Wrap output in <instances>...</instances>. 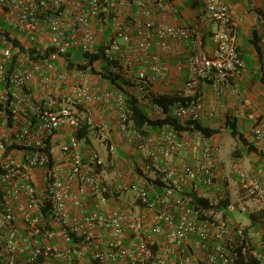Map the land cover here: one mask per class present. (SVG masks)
<instances>
[{
    "label": "built area",
    "instance_id": "1",
    "mask_svg": "<svg viewBox=\"0 0 264 264\" xmlns=\"http://www.w3.org/2000/svg\"><path fill=\"white\" fill-rule=\"evenodd\" d=\"M177 1L0 0V18L12 31L24 35L29 43H35L45 30L48 31L44 49H37L34 54L19 49L14 52L0 43V230L3 232L0 264H39L41 257L72 263L75 257L84 255L81 244L91 248L97 264H238L241 256L247 253L261 260L262 255L253 248L249 232L237 224L229 226L218 220L212 210L194 204L186 194L188 184L193 187L215 184L211 161L217 148L201 133L177 132L163 127L154 135H141L129 120L123 95L117 90L73 83L66 95L52 92L70 81L67 71L56 70L68 49L95 54L100 48L105 59L126 66L134 62L146 64L149 60V74L141 69L136 82L144 90L140 99L145 100L153 114L160 118L165 115L163 106L152 102L157 95L145 87L154 80L169 85L170 66L150 56L154 43L161 51H168L171 44L186 50L187 87H194L204 79H210L216 90L229 87L232 80L242 74L244 63L233 39L227 6L219 0H194L201 5L205 21L216 26L211 34L213 47L207 53L202 49L197 28L166 24L168 14L177 11ZM123 6L137 9L144 18L122 22L120 8ZM152 11L157 13L156 23L149 18ZM257 20L262 27L260 47L264 55V9L257 11ZM35 76L47 91L36 101L29 91ZM173 96L176 100L167 104L169 115L180 121L202 119L201 94L195 92L186 96L177 90ZM91 104L116 108L117 127L123 139L133 144L137 152H145L146 160L140 165L142 175L160 177V191L154 192L152 198L149 191H154V181L141 186L126 183L122 172L115 177L116 191L134 193L144 209L152 214V225H147L145 215L135 217L118 209L82 214L77 220L70 218L66 202L74 186L76 194L72 203L77 209L83 207L85 196L98 195L104 201L107 193L99 155L91 152L83 157L75 135L86 128L107 139L106 128L84 112ZM31 110L36 112L34 122L29 116ZM213 114L214 109L209 112L210 116ZM242 114L237 111V115ZM9 115L12 118L10 127ZM246 117L255 123L251 136L259 144L264 140V117L258 119L252 114ZM64 127L74 134L60 145L67 163L61 166L53 161L45 139ZM11 144L20 148L6 154ZM107 148L109 154H115V145L110 143ZM187 151H191L192 161L187 159ZM171 154L179 158L174 166L165 163V157ZM36 168L44 169L42 194L31 173ZM234 171L238 176V199L253 200L264 214V187L251 172L235 167ZM179 199L182 205H177ZM13 203L17 205V212L11 206ZM237 208L246 211L244 205L235 202H230L226 211ZM18 217L29 228V235L22 238L27 253L23 258L19 257L17 247L21 239L16 224ZM53 226L61 230V237L68 244L64 249L51 243L55 237ZM105 234L109 239L100 247L97 241ZM127 236H132L134 243L121 245L120 241ZM158 237H161L159 242ZM189 240L198 241L202 260L182 249ZM260 249L264 251V240Z\"/></svg>",
    "mask_w": 264,
    "mask_h": 264
},
{
    "label": "crops",
    "instance_id": "2",
    "mask_svg": "<svg viewBox=\"0 0 264 264\" xmlns=\"http://www.w3.org/2000/svg\"><path fill=\"white\" fill-rule=\"evenodd\" d=\"M224 3L229 11V16L232 23V35L235 44L238 46L242 59L244 62V70L242 74L234 78L229 87L216 90L213 88L212 81L210 79L200 80L194 87H187L185 85L187 71L184 65V60L186 57V50L178 46L177 44H171L168 51H161L158 46L154 45L150 48V56L153 55L158 57L160 61L166 62L170 66L169 73V85H164L159 80H154L149 85H147V90L155 95H167L172 96L177 90L182 91L186 96H191L195 92L202 95V101L199 103V111L203 115L202 123L206 127L219 129L220 132L208 138L209 142L213 145H223L226 139L232 140L238 145V149L241 150V155L235 168L242 169L244 167L245 159L250 161V167L254 174L261 180L264 186V156L259 157L254 153H245L241 149V146L237 141H235L230 135L225 126V120L227 118L235 119L237 130L243 134L248 142H252L250 135L251 127L253 122L249 120L246 115L252 114L255 117H264V58L258 54L256 47L251 41L262 33V27L257 20V11L264 9V0H219ZM177 11L175 13H169L166 19V24L172 26H193L198 29L201 35L202 49L203 51L209 53L212 50L211 34L216 29L214 24L208 23L204 19V12L201 5L194 0H178L176 2ZM121 21L130 23L134 18H144L141 13L132 8L131 10L127 7L120 8ZM154 23L157 22L158 16L156 11H152L149 17ZM9 36L15 38L21 46L24 48H34V49H44L46 45V40L48 38V31L45 30L42 35H40L35 43H29L28 39L16 32L8 29ZM1 37V36H0ZM4 46H11L9 43ZM17 48L13 47L15 52ZM70 52V62L73 64L76 61V56L79 54L78 51L73 49L68 50ZM78 53V54H77ZM73 57V58H72ZM84 62V61H83ZM82 63V61H80ZM95 65L101 66L100 62ZM123 71L135 72L136 79L137 74L141 69H145L149 74V60L146 64L140 62H134L132 66H126L121 64ZM57 71H67L70 75V81L63 85L60 89H54L52 92L55 95H66L69 93V87L73 83L87 84L90 86H99L107 89H114L113 86L109 84L107 80H102L101 77L93 75L88 71H78L76 69H71L67 67V61L61 59L57 63ZM150 76V75H149ZM135 94L139 100V104L145 107V100H141L143 97L144 90L137 85L135 87ZM30 93L33 100H38V98L45 94L47 91L43 89L40 85L37 76L33 78L30 83ZM244 105L242 108L241 106ZM214 109V114L209 115V112ZM237 111L243 112L242 115H237ZM31 117L36 118L35 111H29ZM87 112L94 120H96L102 127L106 128L107 139H103L99 136L97 131H88L83 139L79 140L80 154L83 157H88L91 152H96L102 163V179L103 185L107 189L105 200L102 201L98 195H87L83 198V207L77 209L74 207L72 201L76 194L75 186L71 189V198L66 202V208L70 213V218L72 220L79 219L82 214H89L93 212H108L113 209H118L127 213L132 214L135 217L142 215L146 216L147 225H152L154 222L151 213L147 212L142 204L137 200L136 195L130 191L117 192L116 191V175L120 172L125 174L124 181L126 183H137L141 186L147 185V181H154L156 185V191H159L160 177L154 174H149L148 176L142 175L140 170V165L143 163L141 159V154L145 155V152H137L135 146L131 143L126 142L122 135L120 134L117 127V111L114 106H104L91 104L84 111ZM9 131V129H6ZM73 131L64 127L57 131L49 140L50 152L53 161L61 166H66V157L61 152L60 145L63 142H67L72 135ZM150 134H155L151 132ZM112 143L115 145L116 152L111 155L108 152V145ZM261 151L264 152V140L255 144ZM223 148L218 149L212 159V164L214 165L216 183L210 188L203 186L193 187L191 184L187 185V191H193L209 199H218L227 196L229 202H234L236 205H258L256 202L249 198H243L239 200L240 195L239 183L236 187L238 176L234 171V167L231 171H228L226 165L223 163L226 161L225 157H222ZM246 154V156H243ZM143 155V157H144ZM146 158V157H144ZM187 159L192 161L191 151H187ZM165 163L169 166H174L179 163V158L176 155H168L165 157ZM226 168V169H225ZM33 175L34 182L36 184L39 194L43 193L44 190V169L36 168L31 171ZM226 173L227 176L235 178L237 181H230L227 184V178L224 177ZM229 174V175H228ZM235 198V200H234ZM177 205H182L180 199L177 201ZM13 209L17 212V205L13 203L11 205ZM252 212V211H250ZM222 214L218 212L215 217L218 218ZM226 215V222H232L242 224L251 236V241L255 246H258L259 242L256 238L255 227L259 224V221L254 225L248 219V216L243 215L242 221H238L232 213L224 212ZM232 219V220H231ZM17 228L20 233L21 239L17 242V247L19 251V257H26L27 253L24 252V246L22 243V238L29 235V228L27 224L17 218ZM55 232V237L52 240V245L59 249H64L68 246L66 242L63 241L61 237V230L58 227L53 226ZM3 236V232L0 230V242ZM109 239V235L105 234L103 239L97 241L98 245L102 247V244ZM39 240H41L39 238ZM157 241H161V237L157 238ZM121 245L128 246L134 243L132 236H127L120 241ZM81 249L84 251V255L81 258L75 257L72 263H65L61 259H42L39 264H95L92 259V250L86 245L81 244ZM183 250L190 251L197 259L202 260L203 252L201 251L198 241L189 240L183 245ZM175 258V257H174ZM2 257H0V261Z\"/></svg>",
    "mask_w": 264,
    "mask_h": 264
},
{
    "label": "trees",
    "instance_id": "3",
    "mask_svg": "<svg viewBox=\"0 0 264 264\" xmlns=\"http://www.w3.org/2000/svg\"><path fill=\"white\" fill-rule=\"evenodd\" d=\"M8 29H10V28H9L8 24L6 23V21L3 18H0V36H1L0 43L2 44L3 47H6L4 45L9 43L11 45L9 47L12 50H13V47H15L21 51L23 50V51H26L30 54H34L37 52L36 49H34V48L26 49L23 46H21L20 43L15 38L13 39L9 36ZM251 41L253 42L254 46L256 47L258 54L260 56H262V58H264V55H263L261 47H260V36H258V38L252 39ZM83 58H84V62L82 64H75V63L72 64L70 62V52L67 51V53L64 56V59L67 61V67L68 68L76 69L78 71H88L89 73H91L93 75L98 74L102 80H107L109 82V84L114 87V89H111V90H117V91H120L122 93L123 98H124V106H125V110L127 112L128 118L132 122L133 127L141 135L149 136V135H152V134H150L151 132H155V134H156L163 127H171L177 132H190V133L199 132L207 139L211 138L212 136H214L215 134L220 132L219 129H213V128L206 127L205 125H203L201 120H198V121H180V120L172 117L171 115H169L167 112V104L173 103L176 100L175 96H173V95L172 96L157 95V96H154L152 98V102L158 103L161 106H163V110L165 112L164 116H162L160 118L156 117L153 114V112L151 111L150 105H146V107H148V108H144L139 104V100L135 94V89H136L135 87H137V85L139 86V84H137L136 79L131 80L125 76V71H123V67L118 61H115V60L109 61L108 59H105L102 55L100 48H98V51L95 54L84 53ZM241 58H242V54H241ZM242 61H243V59H242ZM97 62H100V64H101L100 67L95 65ZM29 89H30V86H29ZM145 89H147V87H145ZM29 116H32V115L29 114ZM258 119H261V118L258 117ZM32 120L34 122V121H36V118L33 116ZM11 125H12V118L9 115L8 126L10 127ZM254 125H255V123L253 122L252 126H254ZM225 126L229 132V135L235 141H237L239 143V145L241 146V149L243 151H245V153H254L259 157L264 156V152L261 151L255 145L256 143L254 142L253 139H252V142H248L247 139L243 136V134L237 130V125H236L235 119L227 118L225 120ZM87 132H88V130L86 128H83L80 131H77L75 133V135L80 140V139H83L85 137ZM73 134H74V132H73ZM250 135H251V133H250ZM50 138L51 137H47L45 139V143L47 145V149L49 150V152H50V146H49ZM251 138H252V136H251ZM214 146L217 148L216 145H214ZM14 148H20V147H17L13 144L8 145L6 148V154H10ZM240 154H241V150H238L235 153L236 156H239ZM145 160H146V158H145ZM214 171H215V169H214ZM251 173L253 174V172H251ZM253 175L256 177V179L263 186V184L261 183V180L255 174H253ZM215 177H216V175H215ZM215 183H216V178H215ZM198 186H203V185L200 184ZM159 188H160V184H159ZM206 188H210V187H206ZM155 189H156V185H155ZM155 189H154V191H149V196L151 198L154 196V192H157ZM186 194L189 197H191L194 204L199 205L204 209L212 210L214 212V217H215V214L218 212H221L222 214H224V212H228V211H226V207L230 202H229V198L227 196L214 200V199L204 198V197L196 194L194 192V190L193 191H187V188H186ZM105 196H106V194H105ZM139 202L141 203L140 200H139ZM142 206H143V204H142ZM42 211L45 212L46 208H43ZM236 211L241 213V214L248 216V219L254 225L256 224L257 221L260 220L258 218V215H262L264 217L262 210H261L262 214H261V212L259 213L258 211L252 212V213L251 212L247 213L246 211L241 212L237 208L235 211H231L229 213L231 214V213L236 212ZM227 224L229 226H232L233 224H237V225L241 226L240 224L235 223L233 220H232V222H227ZM260 225H262V223ZM241 227H243V226H241ZM243 228L248 232V230L245 227H243ZM259 229H260V227H259ZM73 241L76 242L75 239H73ZM51 243H52V241H51ZM251 243H252V241H251ZM260 244H261V242H260ZM260 244H258V246H255L252 243V246L254 249H257V251L260 255H264V251L262 249H260ZM42 259L43 258L41 257L40 261ZM93 261L95 262V264H97L95 260H93ZM238 264H263V261H261L260 259L254 258L252 255L247 253V254L241 256Z\"/></svg>",
    "mask_w": 264,
    "mask_h": 264
},
{
    "label": "rangeland",
    "instance_id": "4",
    "mask_svg": "<svg viewBox=\"0 0 264 264\" xmlns=\"http://www.w3.org/2000/svg\"><path fill=\"white\" fill-rule=\"evenodd\" d=\"M0 39H1V37H0ZM75 59L77 61V62H75V64H82L83 61H84L83 54L79 52V54L76 56ZM80 61H82V63H80ZM126 73H127V75H128L127 77L129 79H131V80H135L136 79L135 72H126ZM144 106L146 107V104H144ZM5 135L8 136V131H5ZM226 138L227 137H225V140H226L225 143L223 145L219 144V145H217V147H218V149L223 148L224 151H222V152H223L224 155L222 157H225V159H226V161L223 163V165H226V167L228 168V171H231L233 169V167H235V165L237 164V162H238L237 160H239L238 159L239 156H242V155L241 154L239 156L235 155V153L239 150L238 149V145L235 144L232 140L228 141ZM140 154H141V159L144 160L145 159L144 158L145 155L142 154V153H140ZM143 155H144V157H143ZM243 156H246V154H243ZM245 162L246 163H244L243 170L248 171V172H253V170L250 167L251 166L250 165V161L248 159H245ZM253 174H254V172H253ZM224 175H226V173ZM224 177L227 178V182H226L227 184H229L231 180L233 182L237 181L235 178H232V177L227 176V175L224 176ZM236 187H238V181H237ZM234 200H235V198H234ZM244 206L246 208V212L247 213H250V211H252V212L258 211L259 213L261 212V210H259V207L257 205H253V206L252 205L251 206L250 205H244ZM261 214H262V212H261ZM232 215L238 221H242V219H243V215L241 213L237 212V211L233 212ZM258 218L260 219L259 220V224L262 223V225H260V226L257 225L255 227V230H256V238H258L257 241L260 244V242L262 240H264V220H263L264 217L262 215H258ZM217 219L220 220V221H224L225 222L227 218H226V215L220 214ZM240 225H242V224H240ZM259 227H260V229H259ZM261 261H263V264H264V255H262Z\"/></svg>",
    "mask_w": 264,
    "mask_h": 264
}]
</instances>
